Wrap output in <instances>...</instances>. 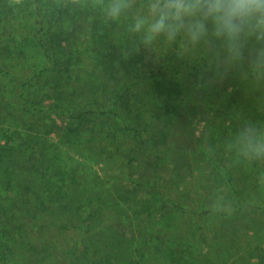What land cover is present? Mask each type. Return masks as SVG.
<instances>
[{
	"label": "trees",
	"instance_id": "trees-1",
	"mask_svg": "<svg viewBox=\"0 0 264 264\" xmlns=\"http://www.w3.org/2000/svg\"><path fill=\"white\" fill-rule=\"evenodd\" d=\"M153 4L155 0H0V104L13 108L11 113L0 108V154H17L22 163L24 154L33 155L22 164L27 199L42 204L53 196L58 209L75 210L77 220L58 225L71 245L56 247L53 264H232L214 247L194 261V247L181 245L189 239L180 231L184 220L195 237L201 236L196 223L213 217L219 236L225 231L222 221L242 219V233L257 262L264 263V220L258 213L264 210V151L246 148L249 143L264 148V66L250 63L255 52L227 64L225 53L204 41L193 45L183 32L171 43L163 34L150 41L146 25ZM113 5L120 8L116 18L109 15ZM184 98L193 104L203 100L224 117L206 138L215 149L196 148L206 157V168L193 178L213 190L216 184L224 199L232 193L246 209L215 208L204 197L192 205L181 202L191 191L193 170L182 145L172 146L170 158L165 154L174 163L173 188L181 201L167 203L171 189L165 180L150 184L142 179L156 180L160 172L150 161L149 148L163 136L147 130L150 113L179 116ZM20 112L64 116L67 127H57L65 138L56 145L46 141L30 131ZM70 150L91 155V161L97 153H129L122 164L127 178L135 173L134 161L147 164L132 184L124 185L118 183L121 174L102 177L92 162ZM222 186L228 191L219 190ZM24 206L18 211L13 204L16 227L25 214L41 218L39 211ZM107 212L120 213L122 220L110 221ZM30 223L36 227L39 222ZM16 236L9 231L7 237L0 226V264H33L27 251L11 258ZM221 251L230 254L229 248Z\"/></svg>",
	"mask_w": 264,
	"mask_h": 264
},
{
	"label": "rangeland",
	"instance_id": "rangeland-1",
	"mask_svg": "<svg viewBox=\"0 0 264 264\" xmlns=\"http://www.w3.org/2000/svg\"><path fill=\"white\" fill-rule=\"evenodd\" d=\"M85 30L86 24L84 26V31ZM165 84L168 83L165 82ZM183 103L184 110H182L179 116H153L152 113H150L149 117L151 123L147 127V130L150 132L152 131L159 136H163L162 140L160 139V141L156 143L155 146L149 148L152 153L150 161L157 163L156 168L160 172L156 180L147 178L142 179L148 180L150 184L160 183L163 180L168 182L171 191L169 195L167 194L165 196V200H169L167 203H169L170 200L175 199L179 201L182 200L181 202H188V204L192 205L204 197L206 200L212 201L211 204L215 208L218 206L223 210H234L237 208L246 209L244 205L241 206V202L236 199L232 193L229 192V194H231L230 198L224 199L223 195L218 192L216 184L215 189L213 190L210 189L209 185H207V188L202 187V184L199 185V183L204 182V180H199L196 182V180L193 178V176H196V173L198 174L199 170L206 168V157L204 156L203 152H200V150H197L196 148L205 147V149L207 148L209 151H213V149H215V143H210V141H208L206 138L210 132L215 130V126L224 120V117H221L217 112H215L214 109L206 108L203 104V100L199 101L197 104H193L189 102L187 103L186 98H184ZM107 104L110 106V99H107ZM0 108H3L4 112H6V109H8V113H11L10 109L12 107L7 106V108H5L0 104ZM19 116L27 117L29 126H32V130L30 131L36 132V134H40L41 136H45L46 141L54 145L58 143L60 144V142H62L61 139L65 138V136L61 135L64 133L62 132L63 130L57 127H67V119L62 115L43 114V116L39 115L30 117L31 115L29 113L26 112L25 115L24 113L22 114L20 112ZM105 116H113L114 118L116 115H109V113H107ZM43 124H47L48 126L44 127ZM164 125L167 127L166 131L161 130ZM52 126H55V129H52L49 132V127ZM162 132H165V134L163 135ZM246 132H249V129H246ZM200 135H204L202 140H200ZM24 136H22V140L25 139L26 141ZM174 145L176 147L178 145H182L183 147L185 146V151L187 152L185 154L186 160L187 163L190 164L188 169H193L191 172V191L189 193L187 191L181 200L179 199L178 191L173 188V181L176 179V173L173 166L174 163L167 160V157H169V150L172 148V146L174 148ZM134 146L135 148L136 146L138 148V144ZM60 148L67 149V146L61 145ZM69 153L74 157L92 162L93 166L102 177H110L112 175L121 174L122 177L124 176V178L118 183L123 182L122 184L124 185H128V183L132 184L135 177H137V173L139 171H145L147 164L146 160L139 161L138 159L134 161L133 172L135 173L127 178L126 173L123 175L122 164H124V159L128 158L129 153L114 156L108 152L97 153L94 155L95 159L93 161H91V155H87L85 153H76L74 150H70ZM157 154L160 156L157 157ZM165 154L168 156L166 157ZM170 154L172 155L173 152ZM16 155L9 156V154H0V187L5 189V192L0 191V219L3 218L2 225L0 224V226L7 237L9 231L18 234V236L15 237V243L11 249V258H16L21 254V252L26 253L27 251V255L29 254L28 256H32L33 264H53V259L58 254L56 247H67L71 245L70 236L66 231L60 229L58 225L61 221L70 222L71 220H77L75 219L77 217L74 212L75 210H72L68 207L70 205L66 199V203H64L62 206L64 208L68 207L66 208L67 210L64 211L58 209V206H56L58 204L55 206L52 204V200L55 198L53 196L50 198L45 196L47 197V200L42 204H38L32 199H27L28 195L24 190L26 188L23 183L24 175L27 170H25V167L23 168V166L30 162L33 155L24 154V163L19 162ZM31 166L35 167L33 163H31ZM222 189L226 190V187L222 186L219 190ZM227 191L228 190H226V192ZM73 196L78 197V194ZM58 201L61 203L62 199H58ZM13 204L16 205L18 211H22V209L25 208L24 205H27L31 210H34V212L37 213V211H39L41 218H32L31 216L33 215V212L29 213L30 216H27L26 214L24 215L26 212L23 210V215L25 217L24 223L19 224L20 227L14 226L13 222H15V219L13 220ZM108 213L109 212L105 213L104 216H109L110 221L115 222L116 219L118 221L122 220L120 213ZM258 213L261 214L260 218L264 220V210ZM34 220H38V222L41 224L37 223L38 226H32L30 221ZM222 222L224 223L225 227V231L222 236H219V234L216 233L217 225H219V223L215 222V217H213L212 219L204 218L201 220V222L198 221L196 223L197 228L198 225H201V229L198 228L197 233L201 236L195 235V237H192V231L189 229L191 226L188 224V221L185 222L184 220V224L182 225V229L180 228V231L183 235L187 234V238L189 239L187 241L181 242V245H191L194 247L195 256L192 258V260L195 261L196 258L203 257L204 253L209 252V250L211 251L214 247L224 256H227V263L244 264V260L249 264H257L258 259L254 256L253 250L248 245L249 242L247 237L244 236V233H242L241 230L243 227V220L236 219L233 221ZM16 229L20 230L19 233L16 232ZM218 245L224 246L219 248ZM228 248L230 251L229 255L227 252L225 253L224 251H221H228ZM24 258H26L27 261V257ZM46 258H50L49 261L46 260Z\"/></svg>",
	"mask_w": 264,
	"mask_h": 264
},
{
	"label": "clouds",
	"instance_id": "clouds-1",
	"mask_svg": "<svg viewBox=\"0 0 264 264\" xmlns=\"http://www.w3.org/2000/svg\"><path fill=\"white\" fill-rule=\"evenodd\" d=\"M119 14L120 8L113 5L109 15ZM149 15L150 41L163 34L171 43L183 32L189 43L204 41L225 53L227 64L247 59L245 52L250 56L255 52L250 63L264 66V0H155ZM246 148L257 154L264 151L252 143Z\"/></svg>",
	"mask_w": 264,
	"mask_h": 264
}]
</instances>
